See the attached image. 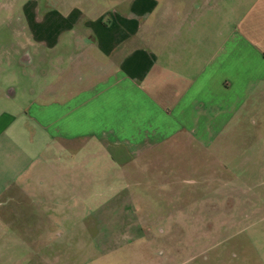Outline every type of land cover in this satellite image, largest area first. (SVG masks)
<instances>
[{
    "label": "rangeland",
    "instance_id": "rangeland-1",
    "mask_svg": "<svg viewBox=\"0 0 264 264\" xmlns=\"http://www.w3.org/2000/svg\"><path fill=\"white\" fill-rule=\"evenodd\" d=\"M54 3L0 0V111L23 112L0 140V264H264V98L207 153L177 143L114 159L97 142L52 141L25 111L66 98L73 84L58 70L82 24L40 49L47 63L15 51L28 35L21 7L42 14ZM3 89L14 91L7 100Z\"/></svg>",
    "mask_w": 264,
    "mask_h": 264
},
{
    "label": "crops",
    "instance_id": "crops-1",
    "mask_svg": "<svg viewBox=\"0 0 264 264\" xmlns=\"http://www.w3.org/2000/svg\"><path fill=\"white\" fill-rule=\"evenodd\" d=\"M105 1L113 6L55 0L42 14L21 7L28 35L15 57L24 64L47 63L40 49L54 51L82 24L68 70H58L73 84L66 98L25 111L50 140L97 142L114 159L177 143L207 153L252 98L251 110L264 98V0H237L236 13L231 0ZM2 92L7 100L14 91ZM22 115L0 111V140Z\"/></svg>",
    "mask_w": 264,
    "mask_h": 264
},
{
    "label": "flooded vegetation",
    "instance_id": "flooded-vegetation-1",
    "mask_svg": "<svg viewBox=\"0 0 264 264\" xmlns=\"http://www.w3.org/2000/svg\"><path fill=\"white\" fill-rule=\"evenodd\" d=\"M21 10V9H20Z\"/></svg>",
    "mask_w": 264,
    "mask_h": 264
}]
</instances>
